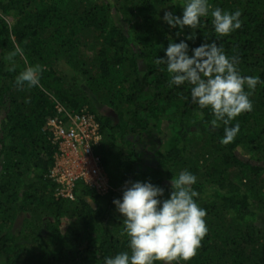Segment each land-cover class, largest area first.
<instances>
[{"label":"trees","instance_id":"16d2710c","mask_svg":"<svg viewBox=\"0 0 264 264\" xmlns=\"http://www.w3.org/2000/svg\"><path fill=\"white\" fill-rule=\"evenodd\" d=\"M209 3L241 11L242 26L217 39L211 16L201 18L190 49L217 40L242 75L262 81L253 110L230 122L240 131L227 145L225 125L213 128V115L186 99L190 86L168 89L169 74L154 64L191 34L162 20L180 15L183 0H0V264H102L127 250L113 200L136 181L167 198L185 169L197 177L208 232L180 264H264V0ZM16 46L24 56L13 71ZM27 64L44 67L42 87H17ZM58 105L98 126L104 195L77 182L73 201L54 197L47 177L58 149L47 124Z\"/></svg>","mask_w":264,"mask_h":264},{"label":"clouds","instance_id":"9594fccd","mask_svg":"<svg viewBox=\"0 0 264 264\" xmlns=\"http://www.w3.org/2000/svg\"><path fill=\"white\" fill-rule=\"evenodd\" d=\"M180 15L165 11L162 20L169 28L177 29L179 36L190 29L191 34L179 42L168 43L163 57L154 64L163 66L169 74L167 88L190 86L186 99L200 109H207L214 117L210 125L222 122L224 135L221 143H232L240 131L238 123L230 125L236 117L253 110L250 96L255 91L259 76L242 75L238 69L239 57L228 56L217 40L191 48L187 41L195 38L201 18L211 16V25L217 39L226 37L242 26L241 11L229 12L213 7L209 0H183ZM191 52V55H189ZM24 56L20 46L7 56L15 71V58ZM40 64H27L15 77L18 88L42 87ZM202 118L204 112L199 113ZM197 177L181 170L170 180V191L151 182H131L119 199L113 200L116 212L122 217L120 235L127 239V250L104 256L102 264H180L196 255L201 241L208 232L206 209L197 200L199 193L192 187Z\"/></svg>","mask_w":264,"mask_h":264},{"label":"built area","instance_id":"2783aa9c","mask_svg":"<svg viewBox=\"0 0 264 264\" xmlns=\"http://www.w3.org/2000/svg\"><path fill=\"white\" fill-rule=\"evenodd\" d=\"M47 131L58 149L55 165L47 177L56 185L54 197L73 201L77 182L104 195L108 191L104 187L105 174L95 154L101 137L92 118L70 113L58 105L55 116L47 124Z\"/></svg>","mask_w":264,"mask_h":264},{"label":"rangeland","instance_id":"374dc122","mask_svg":"<svg viewBox=\"0 0 264 264\" xmlns=\"http://www.w3.org/2000/svg\"><path fill=\"white\" fill-rule=\"evenodd\" d=\"M176 5H178V4H176ZM102 171H103V169H101ZM103 173H104V171H103ZM105 174V173H104ZM106 182V185L104 184V187H106L105 189H109V186H108V180H107V176H106V174L104 175V183Z\"/></svg>","mask_w":264,"mask_h":264}]
</instances>
